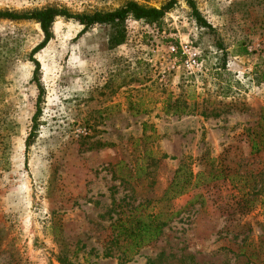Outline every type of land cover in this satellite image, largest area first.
I'll list each match as a JSON object with an SVG mask.
<instances>
[{"label":"rangeland","instance_id":"obj_1","mask_svg":"<svg viewBox=\"0 0 264 264\" xmlns=\"http://www.w3.org/2000/svg\"><path fill=\"white\" fill-rule=\"evenodd\" d=\"M124 1L0 0V11L90 14ZM193 2L211 30L176 0L156 23L127 18L116 47L109 25L79 34L57 17L31 57L34 125L29 52L42 36L32 21L0 19V264H264V190L243 196L219 179L162 198L179 160L197 173L224 155L226 168L264 183V154L249 158L244 133L264 110V0ZM184 44L196 68L184 64ZM167 94L197 105L164 114ZM150 213L171 218L125 260L111 225Z\"/></svg>","mask_w":264,"mask_h":264},{"label":"trees","instance_id":"obj_2","mask_svg":"<svg viewBox=\"0 0 264 264\" xmlns=\"http://www.w3.org/2000/svg\"><path fill=\"white\" fill-rule=\"evenodd\" d=\"M190 10L191 17L200 27L211 30V26L199 15L193 0H181ZM176 0H166L159 8L147 7L137 4L132 0H126L124 3L112 11L98 12L94 11L90 14H73L65 8L44 7L40 9H31L24 11H0V19L9 21H32L37 26L41 33V41L37 43L29 52V58L33 65L31 81L36 86L37 96L35 100V113L31 117L32 124L36 120L38 114V104L40 101L41 88L36 78V73L39 69L38 62L31 58L35 53L41 50L51 38V25L57 17L63 19H72L81 26L80 33L85 32L88 28L94 25H109L112 29V34L107 42L112 47L120 45L124 40L123 23L127 18L135 21H144L148 24L156 23L163 15L175 5ZM197 105L195 101L185 99L184 96L178 94L172 96L167 94L165 100L161 103V110L164 114L187 115L190 114L193 108ZM201 116H203L201 114ZM143 128V127H142ZM245 139L249 148L248 156L264 154V110L259 109L257 119L252 127L245 130ZM31 133L29 132L25 139V147L28 146V140ZM224 155L217 159L207 160L208 168L206 171L193 173L186 162L179 160L171 180L163 191L162 198L171 200L183 195L187 191L198 187L201 183H207L215 180L227 179L230 183H239L243 187L242 195H252L255 197L264 190V183L256 186V182L250 184L249 179L259 176V172L252 174L251 171L239 173L238 166L230 168L224 165ZM240 161V160H238ZM202 180V181H201ZM238 185V184H236ZM162 214H147L143 217H135L134 215L124 216L111 225V229L116 231L115 237L127 243V251L124 253V259L135 253L140 247L145 246L159 236L161 229L166 225L165 220L161 219Z\"/></svg>","mask_w":264,"mask_h":264},{"label":"built area","instance_id":"obj_3","mask_svg":"<svg viewBox=\"0 0 264 264\" xmlns=\"http://www.w3.org/2000/svg\"><path fill=\"white\" fill-rule=\"evenodd\" d=\"M168 48H169V51H171V52L175 51V47H173V46H169ZM179 49H180L181 55H186L185 56L186 60H184V64H187L190 68H196L198 64L195 60H193L191 58V55L188 52L189 50H188L186 44H184L183 46L180 45Z\"/></svg>","mask_w":264,"mask_h":264}]
</instances>
